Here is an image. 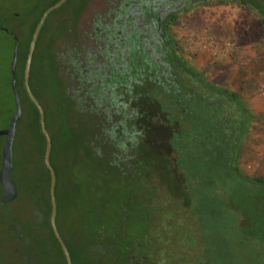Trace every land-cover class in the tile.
Masks as SVG:
<instances>
[{
	"label": "trees",
	"instance_id": "1",
	"mask_svg": "<svg viewBox=\"0 0 264 264\" xmlns=\"http://www.w3.org/2000/svg\"><path fill=\"white\" fill-rule=\"evenodd\" d=\"M58 1L43 5L30 23L23 20L18 35L12 79L22 116L12 144L11 172L18 198L13 202L0 201V243L5 240L7 245L6 253L0 246V264H67L50 222L51 176L44 162L46 140L39 112L24 86L33 33L44 11ZM90 1L80 0L78 20ZM231 1L204 0L202 5ZM71 2L68 0L54 10L42 28L33 56L30 85L38 99L33 85L45 75L53 74L64 87L62 96L52 89L42 97L57 107L53 128L45 110L46 126L53 143L51 164L57 175L56 222L73 264H135L141 259L152 264V249L144 246V239L149 238L147 233L140 235L141 232L134 233L139 230L135 225L134 229L128 227L139 211L138 221L146 226L157 209L150 198L155 188L148 184L149 179L143 180L145 171L139 166V150L144 145L153 148L154 141L148 144L149 138L142 139L149 131L167 134L171 152L159 155L168 189L185 201L190 214L197 210L196 205H202V221L221 219L216 226L207 228L209 232L202 229L198 242L207 255L195 256L194 263H219V245L234 249L233 254L240 253L226 239L230 234L224 232L229 229L234 231L239 247L257 254L256 263L264 259V175L245 170L241 162L255 116L244 96L248 89L258 86L250 72H255V76L264 74V59L260 56L251 70L242 68L230 87L220 83V76L210 75L211 66L207 63L203 69L194 66L183 40L177 34L174 36L169 26L171 23L180 27L190 12L188 8L172 13L166 21L164 35L169 44L164 43L161 57V51L154 53L156 43L150 48V42L138 38L137 29L125 35V24L103 23L109 40L105 41L113 52H107L102 66L97 65V58L92 60L90 54H73V50L64 48L73 46L70 39L74 27L69 24L64 28V21L54 14L64 11V6ZM123 35L126 37L122 38ZM185 74L193 77L202 89L193 87ZM86 158L104 163L101 183L93 179L77 181L73 161ZM109 174L116 175L127 190L123 197H108L105 179ZM221 228L224 231L219 233ZM20 253L27 263L19 261ZM7 256L10 263H4Z\"/></svg>",
	"mask_w": 264,
	"mask_h": 264
},
{
	"label": "rangeland",
	"instance_id": "2",
	"mask_svg": "<svg viewBox=\"0 0 264 264\" xmlns=\"http://www.w3.org/2000/svg\"><path fill=\"white\" fill-rule=\"evenodd\" d=\"M49 1L51 0H0V131L12 122L19 107V99L12 77L15 74L13 71L14 44L19 41L21 24L23 20L26 24L30 23L36 11ZM123 1L91 0L84 11L82 26L84 25L85 28L91 17L98 13H101L106 19L105 22L109 23L118 11L121 12L125 8ZM80 6V0H72L70 4L64 6V11L58 10L54 15L57 19H62L65 23L64 28H67L69 24L77 23ZM32 8L35 9L34 13L30 12ZM65 12H70L71 15L67 17ZM184 17V22L180 27H176L175 32L187 47L188 59L199 69H203L206 63L210 65V75L220 76V83L224 86H232V81L242 68L249 67L251 70V65L256 64L260 56L264 59V28L261 17L259 18L258 14L247 8L235 4L197 6ZM117 23L124 25L125 19L120 18ZM64 28H62L63 32ZM109 50L113 52V48L109 47ZM261 73L255 76V72H250L252 79H257L258 86L248 89L244 96L255 116L254 125L244 144L241 159L243 168L257 175H264V74ZM185 78L191 85L193 84V87L202 89L193 77L185 74ZM59 84L58 79L52 74L48 77L43 76V79L37 80L33 85L52 128L56 121L57 107L44 100L42 95L45 97L50 90L56 89V92L62 96L64 87ZM148 138V144H150L149 141H154L152 144L154 149L144 145L139 150L141 156L139 166L145 171L142 176L143 180L149 179L148 184H152L155 188L150 198L157 209L154 210L151 221L148 220L146 226L138 221V219L141 220L139 211L133 215L128 227L133 226L134 229L136 226L139 230L135 229L134 233L138 231V234L141 232L140 235L142 232L147 233L149 238L144 239V246L152 249V264H195V256L207 255L198 242L200 238L202 239V229L207 233V228L216 226L221 219L218 221L206 218L202 221V205L201 207L196 205L197 210L189 213L185 201L174 196V190L170 191L169 185L163 181L165 176L162 173V167L164 166L160 156L171 152L166 141L167 134H154L149 131L142 139L147 141ZM9 139L8 134L0 135V194L8 191L14 180L7 172L10 153ZM101 166H104L103 162L90 158L79 162L76 160V163L73 161V173L76 174L77 181L87 182L93 179L101 183L103 173ZM105 180L108 182L107 192L110 199L124 196L126 189L116 175L109 174ZM175 180L179 182L178 178ZM175 191L178 193L179 190L175 189ZM192 218H195L196 222ZM223 231L224 229L221 228L219 233ZM224 233L230 234L226 239L231 242V246L238 247L240 253L233 254L234 249L230 250L229 246L219 245L221 251L219 263L212 264H264V259L256 263L257 254L236 244L233 230H225ZM0 246L5 249L6 253L5 240L0 243ZM1 250L3 249L0 248ZM18 257L19 261L27 263L24 255L20 253ZM10 261L11 259L7 256V261L4 263H10ZM150 263V261L147 262V264Z\"/></svg>",
	"mask_w": 264,
	"mask_h": 264
},
{
	"label": "flooded vegetation",
	"instance_id": "3",
	"mask_svg": "<svg viewBox=\"0 0 264 264\" xmlns=\"http://www.w3.org/2000/svg\"><path fill=\"white\" fill-rule=\"evenodd\" d=\"M203 1L204 0H124L123 4L125 8L122 9L121 12L118 11L109 23L105 22L106 19L101 13H98L97 15H94V17H91L89 23H87L84 28V25L82 26L83 23L81 22L83 20L86 7L80 16V19L77 20V23L72 24L74 30H72V38L70 41L73 46L71 47L70 45H67L64 46V48L70 52L73 50V54L80 53L82 56L90 54V58L92 60L97 58L96 64L101 65L107 52H110L108 47L109 44L107 45L105 41L106 39L109 41L108 33L106 30H103L102 24L111 25L113 22H118V19L122 18L125 19V35H129L137 29L139 31L138 38L146 39L150 42V48L153 47L154 43H156L157 49H154V53H156L157 50H159V52L161 51L159 54V57H161L163 55L162 51L164 49V43H168L167 41H169L168 37L164 35V25L170 18V15L172 13L182 12L188 8L191 10L197 6H209L202 5ZM221 4H235L243 6L253 13H259V18L262 17L261 10L264 12V0H232L231 2L220 3V5ZM245 4H248V6ZM63 5L61 7H63ZM65 15L68 17L67 14ZM169 26L171 28V33L176 36L175 30L177 26L171 23ZM76 27H78V29H75ZM125 35H123L122 38H125ZM135 264L147 263H143V260H138Z\"/></svg>",
	"mask_w": 264,
	"mask_h": 264
},
{
	"label": "water",
	"instance_id": "4",
	"mask_svg": "<svg viewBox=\"0 0 264 264\" xmlns=\"http://www.w3.org/2000/svg\"><path fill=\"white\" fill-rule=\"evenodd\" d=\"M67 1L68 0H59L57 3H55L52 6H50L49 8H47L44 11L43 15L41 16V18H40V20L36 26V29L33 33V36H32L31 42H30V46H29V51L27 54L25 71H24V86H25V89H26V92H27L29 98L34 103V105L36 106V108L39 112L40 126H41L42 133L45 136V140H46L44 162H45L46 167L50 171V176H51L50 190H49L50 198H51V216H50L51 226H52L53 232L55 234V237L57 238V240H58V242H59V244H60V246L64 252L67 264H73V260H72V256L70 254L69 248H68L65 240L63 239V237H62V235L58 229L57 222H56L57 213H58L57 199H56L57 175H56V171H55L53 165L51 164V152H52V144H53L52 143V137H51V134L48 131L47 126H46L45 109H44L43 105L41 104V102L39 101V99L34 94L32 88H31V85H30V76H31V67H32V62H33V56H34L37 41L39 39L42 28H43L47 18L50 16V14L54 10L59 9ZM18 49H19V43H18V41H16L15 46H14L13 67H15V65L17 63ZM21 116H22V107H21L20 102H19V107L17 109V112L14 115V118L11 122L10 127L2 130L0 132L1 135H3V134L10 135V139H9L10 153H9V162L7 165V172L11 178H12L11 172H12V168H13L12 144H13V139L15 136L16 126H17V123L20 120ZM17 198H18V188H17L15 181L13 180L11 188L8 191L0 194V201L1 202H13Z\"/></svg>",
	"mask_w": 264,
	"mask_h": 264
}]
</instances>
